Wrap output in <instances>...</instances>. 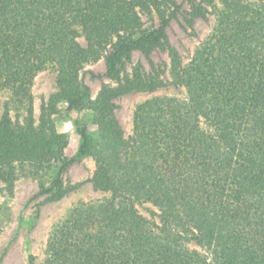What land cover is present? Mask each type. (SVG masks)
Masks as SVG:
<instances>
[{"label": "trees", "instance_id": "16d2710c", "mask_svg": "<svg viewBox=\"0 0 264 264\" xmlns=\"http://www.w3.org/2000/svg\"><path fill=\"white\" fill-rule=\"evenodd\" d=\"M186 2L0 0V182L12 194L20 175L41 181L42 168H54L39 193L63 198L74 159L64 160L54 115L87 110L95 135L77 122L78 153L91 159L95 188L110 193L68 211L48 243L51 260L68 249L70 264H264V0ZM211 10L212 34L183 63L168 43L171 21L183 15L193 26ZM158 50L170 64L153 62ZM136 52L148 69L140 62L124 74ZM100 58L115 84L92 98L84 68ZM50 64L55 89L36 118L31 84ZM169 84L185 97L142 103L136 137L125 141L114 100ZM145 202L156 217L139 211Z\"/></svg>", "mask_w": 264, "mask_h": 264}, {"label": "rangeland", "instance_id": "374dc122", "mask_svg": "<svg viewBox=\"0 0 264 264\" xmlns=\"http://www.w3.org/2000/svg\"><path fill=\"white\" fill-rule=\"evenodd\" d=\"M183 10L187 9L186 0H177ZM258 1V0H249ZM183 14V12H182ZM215 23L213 10L207 17L198 18L193 26H189L183 15L171 21L167 30L168 43L178 54L183 63L188 62L196 49L212 34ZM85 44L84 39H80ZM167 51L158 50L151 58L156 65L171 63ZM143 63L148 69L149 62L146 57L136 52L132 59L123 64L124 74L130 73L136 63ZM58 67L54 64L41 69L33 78L31 91L33 94V111L37 118L40 114L42 103L54 91ZM84 78L90 87L91 97L95 98L103 85H114L115 82L106 74L105 62L100 58L84 68ZM126 76V75H125ZM184 98L185 89L174 85H167L157 91H135L120 96L114 100L118 120L124 129V139L133 141L138 127L139 106L159 95ZM6 95L0 94V115ZM91 113L87 110L66 111L62 109L54 115V126L60 133L67 136L63 152L64 160L74 159L62 173V185L65 196L58 201L48 202L45 195L39 193L40 184L47 187L54 176L55 169L42 168L41 181L31 176L20 175L13 187L12 194L7 189L6 183L0 182V264H70L71 253L68 249L62 250L61 260H51L47 255L48 243L54 238L57 224L64 221L70 209L79 204L95 205L103 203L110 198L108 191L95 188L90 181V171L93 168L91 159L78 153L80 143L77 132V122L86 123L89 132L95 135V127L91 125ZM45 173V174H44ZM83 206V207H84ZM139 211L148 217H156L158 207L145 202L138 206ZM37 216V217H36ZM96 221L99 226L102 222L101 215ZM74 224H71V226ZM69 239V238H68ZM67 250V251H66ZM67 253H64V252ZM69 254V255H68Z\"/></svg>", "mask_w": 264, "mask_h": 264}]
</instances>
